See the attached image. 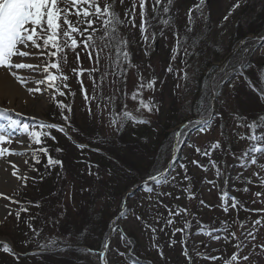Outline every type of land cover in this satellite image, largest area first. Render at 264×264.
Wrapping results in <instances>:
<instances>
[{
    "label": "rangeland",
    "instance_id": "1",
    "mask_svg": "<svg viewBox=\"0 0 264 264\" xmlns=\"http://www.w3.org/2000/svg\"><path fill=\"white\" fill-rule=\"evenodd\" d=\"M129 1L133 2L132 8L135 6V26H132L128 22L126 25L123 23V28L118 31V35L119 39L127 41V47L124 50L128 53V61H130V65L128 61H125L123 59L122 54L119 57L117 56L116 49L115 52H112L111 57V48L109 46L105 47L104 45L99 47V49L102 51V55L100 57L101 61L108 67L106 84L110 88V92L113 94V108L108 109L109 106H106V110L108 113L101 114L99 118L96 119V122H94V124L96 125V123L99 122L101 133H103L104 135L105 133H107L109 134V136H114L117 134V131L121 130L119 129V127L122 125L121 122H123L122 116L124 112H128L131 116L135 117L138 120L141 119L148 121L147 124L149 123L150 126H154V123L157 120V116H159V112H161V123H164L163 125H167V131H163L165 134L164 139H172L171 133H173V131H175L176 129L175 125L178 126L180 125L179 123H181V121L189 119V110L194 109L196 103H194V99L191 98L202 101L204 97H207V103L199 105L202 106L204 112L207 110L209 112L212 103L209 96L210 91H212V97L214 99L215 114H218V118H220L221 121H219L217 117L212 116V120L215 119V125L218 126L214 125L213 127V124H210V121L205 125H196V127H193L195 125L193 124L185 128L186 134L180 137V143H182L180 156L183 157L184 161H180V163L178 164L180 166L175 169V173L170 177V181L167 180L168 182L166 183V185L170 186L171 182H179L182 184L181 186L183 189L180 191V196L176 203L177 206H181L183 209L180 208V212H174V215L168 211L170 207H166L165 205L163 206L162 202V204H158L156 206H149L150 208H153V210L158 211V213H151L152 209H149V211L147 210L146 214L142 212V207L146 206L147 204L153 203L152 198L154 197V194L145 192L138 199L131 198V202L128 201V204L125 208V215L115 222V229H113V232L111 233V245L106 253L108 264L125 263V258H127L126 254L127 252H129V250H126V246L124 244L127 243L128 240L125 239L126 235L124 232H126L128 236L132 235L133 239L137 240L138 244L140 245V255L142 257H148L144 255L145 253L151 254V251H148L147 249L148 245L150 244L149 241L152 240L151 233H149L150 231L147 226L148 221L152 225L158 223L161 226L167 225L169 226V229L171 228L170 230H168L167 234L161 231L158 232L160 233L162 240H164V242L161 240L159 245L162 247V250L164 249L165 253H168L172 256L170 259H167L168 261L164 259L159 260L157 259L159 256L157 257L153 252L151 256L156 257L154 258L155 262H153L155 264H188V259L186 258V254L188 253V251H193V256L195 258L197 256L199 263H201L202 259L198 256L197 253L199 251L201 252L203 249L207 251V254L210 256L209 260L213 259L211 257H213L214 254L217 253L219 255L216 256L217 258H214L213 261L210 262L211 264H224L223 254H225V252L222 254L219 253V251L222 247L225 248V246L231 247V251H233L232 253L238 256V260H231V264H264V252L260 250V247L256 243H263L264 207H262V209L258 211V213L256 214L258 215V219L254 221L255 224L261 226L259 232H262V234L258 233L256 239H253V243H249L250 247H252V252H247L250 249L249 245L244 250H240V246L238 247L235 242L241 234L245 233V235H247L246 231L250 227L252 228L251 219H243L242 221L238 220L241 223L240 225L243 226L240 227V225L237 224V220L235 219V212L232 211L234 208L231 207L225 211L222 206L227 205V202L231 199V194L236 193V188H234V186L241 182V179L242 183L244 184L243 178L245 177V174L238 175L239 170L243 171L241 166L247 173H250L252 170H255V172H259L260 165L263 164L264 166V154H257V162L255 164L250 163L251 154L247 158L244 156V153L247 152L248 149L252 146V143L249 140H246L244 143L245 145L242 147V157L238 156L239 153H237L236 151H229L228 148L226 150L225 144L223 142V134H226V136H232L235 131H238V139H240L239 137H241V131L243 132V128L246 127L244 126L241 129L237 124L238 113L236 110V104L238 105L239 103L240 106L244 107L245 110L248 111L250 108L249 104L253 103V95L248 92L245 87H243L242 89L244 91V94L241 96L239 95L240 98L236 97V93L234 91L236 90V84L238 82H236V79L233 80V78L231 77L234 74L237 76L238 72L240 73V70L251 62L250 59L254 60L259 55H264V33L260 36H256L255 39L251 37H249V39H246L244 41V44L242 45L243 47L238 49L239 51H236V53L232 56L231 60L234 58V61L231 63L232 65L230 67L227 66L222 68L221 71L212 78V80H210L209 77L205 79V77H207L208 69H205V67L203 68V64L207 63L208 61L211 66L215 67L222 64V60L224 58L223 56L226 54L227 49L229 48V36L232 32L233 27L235 26L236 21L245 19L246 17L253 15L255 10L260 6V4L263 3L264 0H212L211 5L205 1L200 2L201 5H199V0H194L195 5L196 7L198 6V8L197 10L195 9L192 13L193 15H191V23L189 22L190 15L184 13V9L180 11V14L178 13L177 22L180 23L178 27L175 23L172 27L169 28L167 33L160 36V38H155L157 32L156 30L154 31V33H149L148 39L145 43L146 46L144 47L146 55H144L143 47L140 44V16L138 14L140 9L139 0ZM117 7L118 11L123 12V7L121 6L120 1L117 2ZM131 12L128 17L122 16L121 20L125 21L126 19L127 21L128 18L130 20L133 14ZM226 17L227 19H225ZM189 28H191V31H189ZM175 29L182 32L185 31L184 29H187L191 37H195L196 41L198 39L199 43L201 44H198V46L204 49V53H207V56L205 54V58H203L202 61L200 59L193 60L185 70L182 69L181 66H179V74L171 77L169 75V64L174 65L175 61L172 55L169 58L166 55L167 52L165 44L167 45L174 43L169 41V37L175 35ZM189 35L187 34V36L191 39ZM106 44L109 45V42H107ZM33 51L36 50L33 49ZM208 53L211 54V59H209L210 55ZM114 56L116 62L114 60V65H111V60ZM184 57L186 56L184 55ZM23 59L31 63H41L46 59V57H41L39 59L34 57ZM86 65V68L90 72L93 71V69L98 68V63L95 60L94 52H92V55H90V58L88 59ZM64 66L66 68H71V64L68 60L66 63H64ZM17 71L18 75L22 77L35 76L36 79L43 78L40 75L29 73L26 70ZM80 71L82 73L83 79L85 81L88 80V82L86 83L88 84L90 81V72L88 77V74L84 73V70L82 71L81 69ZM50 72L52 74L53 69H50ZM3 73L8 74V71L6 69L0 68V75H3ZM10 79H12V81L21 88V91L25 90L26 92L24 93V96L21 97L18 95L9 97L0 95V108L9 109L10 111L8 112H10L11 114L10 116H7V114H3L2 116H0V124L6 125L9 118L13 120H19L21 124L28 125L30 124V122L35 123L38 122V120L43 119L46 112L48 111L50 100L52 99L54 94V89H48L41 85V88L43 89L41 92H34L30 94L27 91V88H35L36 85L34 83L29 81L26 86L22 87L14 77ZM255 79H258V77L255 76ZM153 80H155V84L152 90L140 89L138 87L141 82L147 85V83ZM67 84L70 85V80H67ZM171 88L172 90H175L177 88L178 95H176V93L174 94V90L172 92V90H170ZM91 90L95 89L92 88ZM137 91L141 92V97L139 98H142L152 106L151 112H148L145 109H140V111H137L139 104L137 101H134L132 99L133 93ZM79 101L80 100L78 99V97H75L73 103L70 102V105H73L75 107L74 113H72V110H70V108H68L66 111L75 119V121H77L79 125H83L86 113L83 105H81ZM169 106L172 111H169ZM17 113H19L20 115H17ZM242 113L244 117H247V115H244L245 112ZM37 114H40L41 119H38L40 117H38ZM207 114L209 116L210 112ZM113 117L116 118L115 124L112 123ZM208 118L209 117L205 119ZM242 123H245V121ZM168 127L171 128L168 129ZM191 128V132H188V130ZM201 128L203 130H201ZM64 132L68 139H73L70 131L64 129ZM257 134H264V128H260V130L257 131ZM11 139L12 143L10 145H0V147H8L13 152H20L23 153V155L6 156L5 158L0 159V164H4V166H0V193H3L4 196L10 198L5 199L3 196H0V248L5 244L11 246V243H13L12 240H16L14 236V229L16 228V224L13 228V223L14 219L16 218L15 215L17 213L20 214L22 212L20 211L21 208L24 207L19 199L21 198L20 196H24V194L21 193V190H26L30 174H32L31 151L37 147L36 143L33 140H31L26 134L21 135L19 131L12 132ZM20 141H22L23 143H20ZM237 142H239V140ZM217 144L219 146H216ZM167 145H170L169 141L163 144V150L159 153L158 156L159 159L155 160L156 164L158 163L162 165V167H164L167 161L165 157L167 155L169 156V154H167L169 148L167 147ZM207 151L210 154L206 153ZM215 151L218 152V154L220 153V159L215 155ZM205 153L208 157L206 155L204 156ZM212 157L218 158L217 161L219 163L220 161H222L223 163H225V165H227V167H225L223 170H217L216 168H213L212 166H210V160H212ZM25 160L28 161L27 164L24 163ZM194 160L200 163L203 168H206L203 171L198 170L193 163ZM9 161L16 163L18 174L28 177V179L22 180L12 176V168ZM181 164L184 165L183 168H181ZM233 164L236 165L234 166ZM124 171L128 173L127 170ZM100 174L102 179L100 180L106 184L109 178L108 174H105L101 171ZM130 174L131 177L128 178L129 182L134 178L136 179L137 183L140 181L137 176L138 172L131 171ZM262 175H264V173ZM182 177L184 179H182ZM173 178L174 180H172ZM198 178H201V182L197 183L196 179ZM251 178L256 180V178L253 176H251ZM193 179H195L194 182ZM128 181L124 179L121 182L120 187L118 188V190L120 189V191H118L119 195L114 197L116 199L113 200V203L112 200L110 202L113 207L110 213L114 212V215L120 208L119 205L120 203H122V196L124 195V193L137 185V183L132 184V182L129 183ZM251 182L252 181L247 182L242 188H239V196L246 195L249 189L250 192L253 191L254 186ZM94 185L95 186L93 187V189L94 194L96 195L98 193V183H95ZM121 187H125L123 191H121ZM161 188H157L155 192L157 190H161ZM27 192L31 194L32 190H29ZM69 193L70 192L66 190L65 195H63L64 197L61 196V198L63 199L61 202H58V199L56 200L54 209H56L55 211L66 213L67 215H69L71 220H73V210L76 205L72 202L73 200L71 199ZM32 197L33 196H30L31 200ZM75 197L76 201L80 202L81 204L84 202L79 194H76ZM20 200L24 201L28 199ZM149 200L150 202H148ZM99 206L100 204L96 202V204H94L93 206L94 210L98 209ZM26 208L29 207L26 206L25 209ZM110 216L111 218L114 217L113 215ZM225 216L231 223H234L229 227H234L235 230L229 232V230L226 228V224L223 222L222 225L224 231H220L218 233V237L216 235H212L217 238H208L207 235L209 234V232L208 234H202L200 233V231L199 234L195 235V233L189 238L188 234L185 231V225L187 224V221H190L193 218L199 221L200 225L201 223H203V220L204 222L208 223L214 222V225H217L219 223H222V218H224ZM237 216L241 217V214H237ZM58 219L56 218V221H59ZM106 219L108 218L106 217ZM60 220L62 219L60 218ZM171 220L174 221L172 222ZM108 221L109 219L106 220V222ZM52 225L54 224L52 223ZM55 229L58 230L56 227ZM209 229L211 228H207L208 231ZM214 229H216V226H214ZM165 230V228L162 229V231ZM194 230L195 228L193 229V231ZM187 231L191 230L187 229ZM224 232L226 233L225 235H231V238L228 239L229 241H225L226 239H221V234ZM233 233L235 234V236H233ZM18 234H20L18 239L21 238V240L26 241V247L21 246L22 248L27 249V247L36 246L35 244H37L36 242L39 239L38 235L33 238L32 242L30 241L31 239H29L27 235L23 234L21 231ZM55 234L59 235V233L54 230V227H52L51 229L50 226H48L46 231L43 232L41 243L42 245H44V248L53 247L55 245L56 240H54L53 242L47 239V237H51ZM100 237L101 236H99V239ZM65 238L66 239L61 238V240H59L61 245H68L70 247H73L72 245L75 240H72V238L68 236H65ZM176 238L179 241L178 243L176 242ZM96 241L100 242L99 240H92L90 242L93 244V242ZM122 242H124L123 245ZM167 242H170L168 247L166 246ZM45 243H49L50 245ZM170 244H172V247H170ZM164 247H167L166 250ZM55 248H57L56 245ZM83 249V251L87 250V248ZM93 250L97 251L96 246H94ZM93 250L86 251V253L81 257L85 261L83 262V264H99L98 255L89 252ZM58 251L59 250H54L52 251V254L46 253L45 256L40 258L32 257L31 259H26L28 261L23 264H41L42 262H44L45 264H49V262H47L48 260L53 261L51 264H61L54 261L53 258L57 259V257H64V260L68 262L70 259H72L71 257L66 256L67 251H65L64 254H57ZM245 256L248 257L247 260L243 259V257ZM5 259L6 258H4V260Z\"/></svg>",
    "mask_w": 264,
    "mask_h": 264
},
{
    "label": "trees",
    "instance_id": "2",
    "mask_svg": "<svg viewBox=\"0 0 264 264\" xmlns=\"http://www.w3.org/2000/svg\"><path fill=\"white\" fill-rule=\"evenodd\" d=\"M118 1L120 0H97V3L101 7V9H103L105 4L112 5L113 7L111 8V10L114 11L121 20L122 16H126V13V17H128L130 12L133 11V2L129 0H123V3L120 2L121 6L123 7L122 12L118 11ZM204 1L210 5L212 4V0H199V5H201L200 2ZM61 6H64L63 3L61 4ZM164 7H169L170 9L167 14H165L163 11ZM184 9V13H186L187 15H193V11L195 9L197 10L194 0H171L170 3L169 0H162L161 5L157 6L155 10L154 0H145V20L147 27L145 35L148 36L149 33H154V31L156 30L157 32L155 38H160V36L167 33L169 28L172 27L175 23L178 27L180 23L177 22V16L178 13L180 14V11ZM138 14L140 16V9ZM69 18L73 20V22H75L76 20L75 15H70ZM93 19L95 20L94 17ZM128 20L126 21L125 19V25L127 24ZM140 24L141 17L139 26ZM83 27L84 26L81 25L82 29ZM93 27L98 29L95 34L98 40V45L100 44L101 46H104L107 42H109L112 57V52H115V43L100 39V37L103 36L101 22L94 23ZM121 28H123L122 25L118 26V31L121 30ZM184 30L185 31L182 32L175 29V35L169 37V41L174 43L167 45L165 44L167 52L166 55L168 56V58L172 55L175 61L174 65L169 64L168 62L169 75L171 77L179 74V66H181V68L185 70L193 60L200 59L202 61L203 58H205V54L207 56V53H204V49L198 46V44H200L198 39L196 41L195 37H191L189 35L187 29ZM139 33L140 44L143 47L144 55H146V51L144 50V47L146 46V40L143 38L140 29ZM186 33L191 37V39L187 36ZM263 33L264 1L255 10L253 15L248 16L245 19L236 21L235 26L233 27L232 32L229 36V48L227 49L226 54L230 52L236 46V44L246 35L259 36ZM208 54L210 55L209 59H211V54ZM226 54L223 57H225ZM101 55L102 52L96 55L95 58L96 62L98 63V68L96 71L98 80L96 83V93H94V91L92 90L89 93L87 87H85L87 91H85V89H80V87L78 86V84L76 85V83L74 84L72 89V91L78 92L76 93L78 94V99L80 100L79 103H81V105H83L84 107L86 113L84 124L79 125L71 115L66 113V109L68 108L72 110V113H74L75 111V107L73 105H70V102L73 103V98L71 97V95L64 98L63 96H60L58 94L45 115L46 119L49 122L66 126L71 131L72 136L77 142V145L67 139H63L51 129L40 131L49 133L48 136H41L40 143V148H46L48 151L47 154L40 151H37V153L35 154V158L39 160V163H35V181L32 184V188H30L32 190V193L30 194L27 191L24 193V198H27L29 200L28 202L31 203L34 207L31 210L27 211V213H25L24 215H21L19 218H17L16 228L14 229V236L16 240L12 241L15 249L18 252L23 253L25 251L34 250L44 251V253H36V255H33L36 258H40L45 256L47 252H52L54 250H59L57 254H64L65 251H67L66 256L72 258L69 260V262L65 261L64 257H57V259L53 258V260L61 264H83V262L85 261L81 257L86 253V251H83L84 249L81 248L84 247L93 250L94 246H96L97 251H99L107 238L110 225L109 221L111 220L110 215L114 216V212L110 213V211L113 209L110 202L112 200L113 203V200L116 199L114 197L119 195L118 191H120V189L118 190V188L120 187L121 182L124 179L128 181V178L131 177V171L138 172L137 176L139 180L159 173L163 167L158 163L156 164L155 160L159 159V153L163 150L162 146L168 141L170 142V145H167V147H169L167 154L170 153L172 139H164L165 134L163 131H167V125H163L164 123H161V112H159L160 115L157 116V120L154 123V126L146 124V126L140 127L139 123H134L133 121V123L124 122V124H122V129L117 131V134L114 136H109V134L104 135L103 133H101L99 122H97L96 125L94 124V122H96V119L100 116V104L104 105L105 103L111 101L110 88L105 87V81L107 82L108 76V67L104 63H102L100 58ZM184 55L186 57H184ZM79 57H81L80 61L83 64H86V58H84V56L78 55V58ZM113 58L114 60H116L115 56ZM113 58L111 60V65H113ZM233 61L234 58L228 63V67L232 65L231 63ZM250 61V63L243 67L247 76L251 78L253 82H259L260 80H263L264 76L262 75V73H264V55H259L256 59H250ZM74 63H76V61H74ZM204 67L205 69H208L207 77H205L206 79L210 77L216 67L211 66L209 61L203 64V68ZM56 71L59 72L58 69ZM235 76L236 75L234 74L231 78H233L234 80ZM255 76L258 77V79H255ZM243 87L244 85L236 86V90L234 91L236 93V97L240 98V96L244 94V91L242 89ZM170 90H172V88ZM85 92L87 93V98L85 97ZM173 93H176V95H178V89L176 88ZM191 99H194L193 102L196 104L194 106V109L189 110L188 117L195 118L204 115V109L199 104H206L208 98L204 97L202 101L195 98ZM60 105H65L67 107L62 109ZM236 106V110L238 113L237 115H240V117H244L242 115V112H245L247 116H249L253 113V111L255 112L258 109L257 107H254L253 110L252 108H249V110L246 111L244 107L239 105V103L238 105L236 104ZM168 108L169 111H172L170 109V106ZM95 109L96 111H94ZM170 128L171 127H168V129ZM81 144H84L85 146L78 147ZM57 149H61V151H57ZM167 156L165 157L166 159H168ZM49 157H51L53 160H60L62 161V163L49 166ZM124 170H127L128 173H126ZM100 171L108 174L109 178L106 184L101 181L102 179ZM131 180L132 181L130 182H132V184L137 183L135 178ZM194 180L195 179H193V181ZM95 183H98V193L96 195L94 194L93 189ZM166 183L160 184L158 186L153 183L143 189L144 191H146V193L154 194V197H151L153 203L147 204L146 206L142 207L143 213L147 214V210L149 211V209H152L151 213H158V211L153 210V208H150L149 206H156L158 204H162V202L163 206L165 205L166 207H170V209H173L175 213L178 212V209L182 208H178L176 203L180 196V191L183 189L181 186L182 184L179 182H171L169 186L166 185ZM124 188H122L121 191H123ZM157 188H161V190H157L155 192ZM149 189H151V191ZM66 190L70 192L69 195L73 200L71 201L76 205L73 210V220H71L69 215H67L66 213L55 211L56 209H54L56 200L58 199V202H61L63 200L61 196L65 195ZM76 194H79L82 197V200H84L82 204L76 201ZM143 194L144 192H139L137 195H135L134 199L140 198ZM30 196H33L32 200ZM96 202H98L100 206L98 209L94 210L93 206L94 204H96ZM148 202H150V200ZM106 217L109 219L108 222H106V220H108L106 219ZM56 218H59V221H56ZM60 218L62 220H60ZM196 222L197 220L193 218L185 225V231L188 234L189 238L192 236L193 229L198 226ZM52 223L54 225H52ZM147 223L150 231L149 233H151L152 237V240L149 241L150 244L147 247L148 251H151V254L154 252L157 257L159 256L157 258L159 260L170 259L172 255L165 253L164 249L162 250V247L159 245L162 238L158 231L165 232L167 234L168 230H170L171 228L169 229V226L167 225L161 226L158 223L152 225L149 221ZM48 226H50L51 229L52 227H54V230L59 233V235L55 234L51 237H47L49 241L54 242V240H56L55 245L57 246V248H55V245L53 247L44 248V245H42L41 243L43 232L46 231ZM55 227L58 230H56ZM163 228H165L166 230L162 231ZM187 229L191 231H187ZM20 231L23 234L27 235V237L31 239L30 241L32 242L33 238L38 235L39 239L36 242L37 244H35L36 246L27 247V249L22 248L21 246L26 247V241L21 240V238L18 239L20 235L18 233H20ZM65 236L71 237L72 240H75L72 245L73 247H70L68 245H61L59 240H61V238L66 239ZM99 236H101L100 239ZM128 239L132 246L133 256L128 255L127 262H125V264H144V262L140 261V245L138 244L137 240L133 239L132 235L128 236ZM89 240H99L100 242L96 241L92 244ZM162 241L164 242V240ZM176 242H179L177 238ZM123 243L124 242H122V245ZM169 243L170 242H167V247L169 246ZM124 244L126 248L129 247V244ZM167 247H164L165 250ZM170 247H172V244H170ZM224 252L225 254H223ZM206 253L207 251L204 250V252H202L200 255L206 256ZM219 253L223 254V263L229 264L228 259H230L233 255L231 247H222ZM151 254L145 253L144 255L148 256L147 258H151V260H155L154 258L156 257H152ZM186 256L192 264H211L210 262L213 261L214 258H217L216 256L219 255L217 253L214 254L213 257H211L213 259L209 260L210 262L206 263H199L197 256L196 258L193 256V251H188ZM0 258V264H23L28 261L26 259H31L15 258L10 260L7 258L5 260L8 261H5L4 258ZM47 262L51 264L53 261L48 260ZM42 263L45 264L44 262Z\"/></svg>",
    "mask_w": 264,
    "mask_h": 264
},
{
    "label": "snow or ice",
    "instance_id": "3",
    "mask_svg": "<svg viewBox=\"0 0 264 264\" xmlns=\"http://www.w3.org/2000/svg\"><path fill=\"white\" fill-rule=\"evenodd\" d=\"M120 2L123 3V0H120ZM170 2L171 0H169ZM161 3L162 0H154V10ZM63 5L62 7L61 0H0V68L6 69L22 87L26 86L29 81L34 83L36 85L35 88H27L30 94L41 92L43 90L41 85L48 89H57L55 81L58 77L51 74L50 69H59L61 60L64 63L67 62L66 50L74 51L80 44L86 49L95 48L94 34L98 29L94 28L93 25L96 22H101V28L103 29V36L100 39L114 42L117 56L119 57L122 54L123 59L128 61V53L124 50L127 47V41L119 39L118 35V26L122 25L124 21L120 20L118 15L111 10L112 5L105 4L103 9H101L97 0H63ZM139 7L141 17L140 31L143 38L147 40L148 36L145 35L147 31L145 0H139ZM134 8L135 6L133 7L132 18L128 20V23L132 26H135ZM163 11L167 14L170 9L169 7H164ZM70 15H75V22L69 18ZM191 20L192 17L190 15V23ZM81 25L84 26L83 29ZM189 31H191V28H189ZM77 36L82 39L78 41ZM108 46V44H105V47ZM33 49L36 51H33ZM33 57L37 59L46 57L47 59L41 63H31L23 59ZM128 63L130 65V61ZM17 70H26L43 78L36 79L35 76L22 77L18 75ZM95 70L97 69H93V71ZM63 79L66 80L67 77H63ZM154 84L155 80L147 83V85L141 82L138 87L140 89L152 90ZM60 94L63 95L64 93L61 92ZM85 97L87 98L86 92ZM139 97H141V92L139 91L132 95V99L139 104L137 111L145 109L151 112L152 106ZM60 107L63 109L67 106L60 105ZM8 111L10 110L0 108V116ZM17 115L20 114L17 113ZM123 118L131 119L134 123L148 122L146 120H137L128 112L123 113ZM112 123H116L115 117H113ZM206 123L207 121L205 120L204 124ZM37 127L41 129L57 128L56 125L43 123L37 125ZM247 128L251 134L241 138L248 139L252 143V146L244 153V156L247 158L251 154L250 163L255 164L257 162V154H264V134H257L258 129L264 128V118L258 122L247 124ZM58 130L64 131L63 128H58ZM201 130L203 129L201 128ZM15 131H19L21 135L26 134L37 145L41 143V136L49 135L47 132L31 131L28 124H21L19 120L9 118L6 125L0 124V145H10L12 143V132ZM176 135L179 136L180 133L177 132ZM20 143L23 142L20 141ZM216 146L219 145L217 144ZM78 147H83V145H79ZM38 151L47 154L48 150L46 148H39ZM57 151H61V149H57ZM14 155H23V153L13 152L8 147H0V159ZM33 160L34 163H39V160L35 158V153H33ZM9 163L12 168V176L22 180L28 179V177L18 174L16 163L11 161ZM24 163L27 164L28 161L25 160ZM61 163L62 161L60 160L48 158L49 166ZM193 163L196 162L193 161ZM183 167L184 165L181 164V168ZM166 176L167 170L153 175L149 179L158 186L167 182ZM149 190L151 191V189ZM0 196L10 199L4 196L3 193H0ZM24 210L26 211V209ZM249 235L252 234L249 233ZM233 236H235L234 233ZM104 247L107 248L108 245ZM261 247L264 248V245ZM5 250L7 251V246H5ZM104 255V253H101V264H103ZM231 259L237 261L238 256L234 254ZM243 259L247 260L248 257L245 256Z\"/></svg>",
    "mask_w": 264,
    "mask_h": 264
},
{
    "label": "bare ground",
    "instance_id": "4",
    "mask_svg": "<svg viewBox=\"0 0 264 264\" xmlns=\"http://www.w3.org/2000/svg\"><path fill=\"white\" fill-rule=\"evenodd\" d=\"M12 77L9 76V74L3 73V75H0V95L5 96H24L25 90L21 91V88L10 79ZM23 98V97H22ZM27 114V113H25ZM30 114V113H29ZM38 117H40V114H37ZM2 164V165H1ZM0 166H4L3 163H1ZM1 170V167H0Z\"/></svg>",
    "mask_w": 264,
    "mask_h": 264
},
{
    "label": "water",
    "instance_id": "5",
    "mask_svg": "<svg viewBox=\"0 0 264 264\" xmlns=\"http://www.w3.org/2000/svg\"><path fill=\"white\" fill-rule=\"evenodd\" d=\"M249 37H251V36H249ZM248 37V38H249ZM251 38H253V39H255V37H251ZM241 44V43H240ZM239 44V45H240ZM236 51V49H234L227 57H226V59L223 61V63H222V65L221 66H223L229 59H230V57L232 56V54L234 53ZM187 124V123H186ZM176 142H177V135H176V137H175V141H174V145L176 144ZM173 154H174V151H173V153H172V156H173ZM170 163V162H169ZM168 166H169V164L167 165V167H166V169L168 168ZM149 181H151L150 179L149 180H146V181H144V182H142L140 185H138L135 189H133V190H130V191H128L125 195H124V203L126 202V198H127V196H129V195H131V194H133L135 191H137V190H139L141 187H142V185L143 184H145V183H147V182H149ZM103 263L105 264V259H104V257H103Z\"/></svg>",
    "mask_w": 264,
    "mask_h": 264
}]
</instances>
